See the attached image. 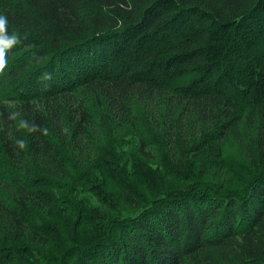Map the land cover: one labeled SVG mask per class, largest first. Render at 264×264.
<instances>
[{
    "label": "trees",
    "instance_id": "1",
    "mask_svg": "<svg viewBox=\"0 0 264 264\" xmlns=\"http://www.w3.org/2000/svg\"><path fill=\"white\" fill-rule=\"evenodd\" d=\"M0 15V264H264V0Z\"/></svg>",
    "mask_w": 264,
    "mask_h": 264
},
{
    "label": "clouds",
    "instance_id": "2",
    "mask_svg": "<svg viewBox=\"0 0 264 264\" xmlns=\"http://www.w3.org/2000/svg\"><path fill=\"white\" fill-rule=\"evenodd\" d=\"M8 18L5 15H0V72H3L6 67V55L15 45L21 42V36L18 32L7 34Z\"/></svg>",
    "mask_w": 264,
    "mask_h": 264
}]
</instances>
